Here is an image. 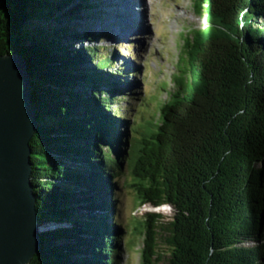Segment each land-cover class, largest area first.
Segmentation results:
<instances>
[{
	"label": "trees",
	"instance_id": "16d2710c",
	"mask_svg": "<svg viewBox=\"0 0 264 264\" xmlns=\"http://www.w3.org/2000/svg\"><path fill=\"white\" fill-rule=\"evenodd\" d=\"M18 6L0 0V25L24 21L36 74L49 223L39 260L122 264L130 231L117 193L130 173L139 204L174 207L169 220L143 216L140 264H264V0H197L207 22L185 40L177 88L146 121L120 112L128 75L91 27L105 15L131 23L129 9L122 16L115 0Z\"/></svg>",
	"mask_w": 264,
	"mask_h": 264
},
{
	"label": "water",
	"instance_id": "95a60500",
	"mask_svg": "<svg viewBox=\"0 0 264 264\" xmlns=\"http://www.w3.org/2000/svg\"><path fill=\"white\" fill-rule=\"evenodd\" d=\"M196 2L193 0L194 11L206 24ZM17 3L22 12L27 0ZM18 17L22 19V15ZM10 24L0 25V264H43L38 258L44 248L41 232L49 223L42 219L38 191L42 178L37 164L41 146H46L41 106L34 66L20 41L24 21L19 27ZM194 29H188L187 38ZM160 206H168L173 217L171 203L154 207Z\"/></svg>",
	"mask_w": 264,
	"mask_h": 264
},
{
	"label": "rangeland",
	"instance_id": "374dc122",
	"mask_svg": "<svg viewBox=\"0 0 264 264\" xmlns=\"http://www.w3.org/2000/svg\"><path fill=\"white\" fill-rule=\"evenodd\" d=\"M131 2L137 11L133 14V11L129 10L131 23L127 18L121 17V20L117 19L121 23H115L110 19L111 16L105 15L104 20L94 21L91 27L103 32L100 41L103 46L101 52H111L113 66L122 67L128 75L130 82L123 87L129 91V99L120 101V112L127 114L130 120L135 115L143 121L156 113L157 120L160 105L168 100L172 91L177 88L174 75L181 74L183 63L179 62V59L183 40L187 39L186 33L189 28L202 27L205 18L196 15L193 0ZM120 4L118 8H121L122 16H128L129 12H124ZM141 107L148 110V113L141 111ZM132 182L130 173L119 178V184L122 186L121 191L117 193L119 210L130 231L125 238L126 250L122 264H140L144 238L140 223L146 212H159L165 220L172 218V211L168 206L161 209V206L139 204Z\"/></svg>",
	"mask_w": 264,
	"mask_h": 264
},
{
	"label": "bare ground",
	"instance_id": "6f19581e",
	"mask_svg": "<svg viewBox=\"0 0 264 264\" xmlns=\"http://www.w3.org/2000/svg\"><path fill=\"white\" fill-rule=\"evenodd\" d=\"M132 0H115V3L117 4V5H119L120 4V2H121V7H123V9L124 8H126V9H129L130 11H133V14H135L137 11H136V8L133 6L134 4L131 2ZM112 4V3H111ZM113 7V6H112ZM117 11V10H116ZM129 11V12H130ZM110 12V11H109ZM119 12V11H118ZM113 13H114V11H113ZM115 14V13H114ZM114 14H113V16H114ZM132 14V15H133ZM129 15V14H128ZM118 16V15H117ZM116 16V17H117ZM124 16V15H123ZM125 18V17H124ZM131 20V19H130ZM119 21V20H118ZM131 22H132V20H131ZM138 22V21H137ZM127 26V25H126Z\"/></svg>",
	"mask_w": 264,
	"mask_h": 264
}]
</instances>
